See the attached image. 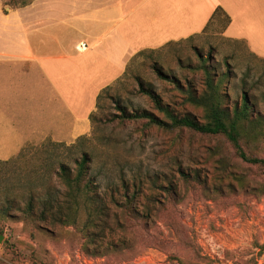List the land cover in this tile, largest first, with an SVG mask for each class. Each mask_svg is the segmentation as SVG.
Here are the masks:
<instances>
[{"label": "rangeland", "instance_id": "1", "mask_svg": "<svg viewBox=\"0 0 264 264\" xmlns=\"http://www.w3.org/2000/svg\"><path fill=\"white\" fill-rule=\"evenodd\" d=\"M30 1L4 0V5L20 7ZM142 1L134 0V5ZM43 2L62 3L68 13L73 12L75 6V0L40 1ZM155 2H150L142 12L151 14ZM61 17H53L57 28H62L55 22ZM67 23H74L72 17ZM249 25H257V22L238 23L229 35L247 36L250 50L243 41L225 37V26L214 23L191 40L189 37L176 40L169 47L171 42L164 43L160 48L146 50L144 55L132 58L127 75L110 87L108 97L100 103L101 109L96 107L94 113L98 120L95 123L90 120V131L74 142L61 144L70 147L79 143V139L87 138L86 149L95 157L91 173L99 174L102 192L112 184L119 185L121 172L131 183L141 178L143 192L139 211L150 204V196L162 200L159 194L163 191L159 186L166 183L174 186L177 203H172L171 214L158 217L154 214L151 223L157 227L151 230L150 236L143 228L125 231L123 215L115 208H110L103 222L87 230H84V222L73 226L37 227L15 213L18 219L5 222L4 231L0 233V264H172L168 261L169 255L192 260L181 240L194 242L212 258H221L225 250L250 249L255 241L264 244V168L236 158L229 144L221 139L152 126L147 120L130 121L119 117L120 110L125 108L130 114L145 111L169 123L142 93L143 88L152 90L174 115H189L203 122V112L193 105L190 95L200 97L206 90V77L199 66L201 57L208 55L217 77L227 76L221 86L226 106L233 107L239 102L241 92L247 90L255 96L258 109L264 115V36L255 37L253 32L246 31ZM157 26L160 27L157 39L148 40L161 44L169 36L163 37L162 20ZM261 142H255L253 147L256 153L264 155ZM47 143H32L23 149L27 150L23 157L17 158L19 153L17 159L0 162V191L8 185L25 184L26 171L40 164L37 151L63 157L70 153L57 142L45 150L41 148ZM182 173L192 178L199 175L203 185L194 182L187 185ZM168 220L178 223V232L165 225ZM159 233L171 242L167 251L152 245ZM126 245H132V249L127 250ZM115 246L121 247L115 249ZM260 264H264V256Z\"/></svg>", "mask_w": 264, "mask_h": 264}, {"label": "crops", "instance_id": "2", "mask_svg": "<svg viewBox=\"0 0 264 264\" xmlns=\"http://www.w3.org/2000/svg\"><path fill=\"white\" fill-rule=\"evenodd\" d=\"M40 1L9 8L0 0V162L32 143L86 135L98 96L140 52L203 34L214 23L249 50L247 36L229 35L236 24L256 21L246 31L264 36V0H75L71 13ZM153 1L151 14L142 12ZM159 19L169 39L151 43ZM80 43L87 52L76 51Z\"/></svg>", "mask_w": 264, "mask_h": 264}, {"label": "trees", "instance_id": "3", "mask_svg": "<svg viewBox=\"0 0 264 264\" xmlns=\"http://www.w3.org/2000/svg\"><path fill=\"white\" fill-rule=\"evenodd\" d=\"M172 43H169L168 47ZM145 52H140L134 58L144 55ZM209 62V55L202 56L200 59L199 67L206 77L205 92L200 97L190 95L193 105L203 112V122H199L189 115L184 117L174 115L163 106L160 98L152 90L143 88L142 93L166 116L169 123L158 120L145 111L130 114L125 108L120 110V119L147 120L152 126L187 130L200 137L221 139L229 144L236 158L246 164L264 168V155L256 153L253 147L255 142L262 141L261 143L264 144V115L258 109L255 96L244 90L240 94L239 102H235L233 107L226 106L221 86L227 76L223 74L218 78L214 66ZM128 69L129 66L122 78L127 75ZM109 89L110 87L106 88L98 96L96 104L98 109L102 107L101 101L108 97ZM90 120L95 123L98 120L97 115L92 114ZM86 139H79V143L70 147H65L61 145L63 143H60L59 146H64L66 150L70 151L64 157L49 151L44 153L41 150L37 151L40 153H36L39 156L40 164L32 170L26 171V175L23 176L27 178L25 184L3 187L0 191V233L4 231L5 222L9 219H18L14 216L15 213L20 214L23 221H29L37 227L73 226L84 222V230H87L89 227L103 222L110 208H115L123 215L124 224L122 227L125 231L132 228H136V230L143 228L148 230L147 235L150 236L151 230L157 227L154 222L151 223L154 214L158 217L162 214L166 216L172 213L170 207L172 203H177V191L170 183L159 186L163 191L162 194H159L162 200L154 196L148 197L150 204L145 206L142 211L138 209L139 199L143 192L141 178H136L131 183L121 172L119 185L112 184L102 192L98 182L99 174L91 173L92 166L95 165V157L87 151ZM53 144L48 141L46 147L41 148L45 150ZM78 148L80 151L74 153L73 151ZM26 151L22 150L17 158L23 157ZM225 164H227L226 161ZM182 176L187 185H192L193 182L196 185H203L199 175L192 178L190 175L182 173ZM239 182L242 183V180ZM163 195L165 196L163 197ZM165 225L178 232L176 221L168 220ZM170 243L163 238L162 233H159V235L156 234L152 245L167 251ZM180 243L191 253L192 260H185L178 255H169L168 261L172 264H260V259L264 256V244L257 241L252 244L250 249L225 250L221 258H212L206 255L199 246L190 240H181ZM126 246L127 250L132 249V245ZM119 247L115 246L114 248L119 249Z\"/></svg>", "mask_w": 264, "mask_h": 264}, {"label": "built area", "instance_id": "4", "mask_svg": "<svg viewBox=\"0 0 264 264\" xmlns=\"http://www.w3.org/2000/svg\"><path fill=\"white\" fill-rule=\"evenodd\" d=\"M88 46L84 43H80L76 46V50L78 53L83 54L88 51Z\"/></svg>", "mask_w": 264, "mask_h": 264}, {"label": "water", "instance_id": "5", "mask_svg": "<svg viewBox=\"0 0 264 264\" xmlns=\"http://www.w3.org/2000/svg\"><path fill=\"white\" fill-rule=\"evenodd\" d=\"M2 239H0V241H1Z\"/></svg>", "mask_w": 264, "mask_h": 264}]
</instances>
